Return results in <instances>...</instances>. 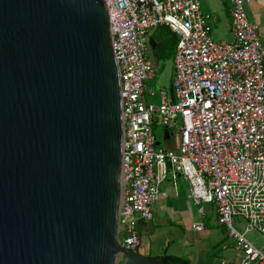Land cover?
<instances>
[{"label":"water","instance_id":"obj_1","mask_svg":"<svg viewBox=\"0 0 264 264\" xmlns=\"http://www.w3.org/2000/svg\"><path fill=\"white\" fill-rule=\"evenodd\" d=\"M125 144L106 1L0 0V264H168L123 246Z\"/></svg>","mask_w":264,"mask_h":264},{"label":"built area","instance_id":"obj_2","mask_svg":"<svg viewBox=\"0 0 264 264\" xmlns=\"http://www.w3.org/2000/svg\"><path fill=\"white\" fill-rule=\"evenodd\" d=\"M105 1L126 107L123 246L139 251L140 221L153 219L152 204L170 174L189 183L199 213L216 205L219 225L242 254L221 264H264V247L247 237L251 231L264 236V45L260 26L248 17V0H231L227 41L213 38L201 0ZM160 25L179 41L172 91L162 88L156 104L146 92L154 76L149 34ZM155 124L175 127V149L158 145Z\"/></svg>","mask_w":264,"mask_h":264},{"label":"crops","instance_id":"obj_3","mask_svg":"<svg viewBox=\"0 0 264 264\" xmlns=\"http://www.w3.org/2000/svg\"><path fill=\"white\" fill-rule=\"evenodd\" d=\"M246 7L249 19L260 26L264 45V0H248ZM230 8L231 0H201V10L212 16V34L217 33L222 41L232 39ZM164 27L177 36L170 27ZM156 36L155 32L150 38V48L154 51L162 46V40ZM158 54V58H162ZM152 61L156 66L157 61ZM173 71L174 67L171 78ZM172 142L169 141L170 147ZM159 189V197L152 204L153 219L140 221L141 253L154 257L177 256L190 264H221L224 259H241L242 254L235 248L226 228L218 223L215 204H206L205 213H199L198 206L189 197V183L182 176L173 179L169 174ZM198 223L203 224L202 230L194 228ZM258 242L264 247L263 235Z\"/></svg>","mask_w":264,"mask_h":264},{"label":"rangeland","instance_id":"obj_4","mask_svg":"<svg viewBox=\"0 0 264 264\" xmlns=\"http://www.w3.org/2000/svg\"><path fill=\"white\" fill-rule=\"evenodd\" d=\"M247 8V7H246ZM165 25H160L154 29L151 30L149 34V38L152 37V35L156 32V37L162 40V46L154 51L152 48L149 50V57L152 60L157 61L156 66L154 65V76L148 80L147 82V92L146 97L147 100H153L156 104H160L161 102V89L164 88L168 94L170 95L172 91V82L173 78H171V72L173 70V64H174V56H175V49L177 47L179 38L171 33ZM213 38L216 41H222L219 40V37L217 36V33L212 34ZM162 55V58H158L157 54ZM158 54V55H159ZM174 73V71H173ZM152 90L155 93V96H151L149 91ZM178 125H181V119L179 118L177 121ZM155 133L160 141H162L161 146L167 148L169 141H174V137H178V133L175 131V127H169V126H162L161 124H155ZM172 147V146H171ZM168 146V148H171ZM176 148V146H175ZM238 218L234 219L235 226L240 231H244V226L239 225L236 223ZM247 237L258 247H261L262 244H260L258 241L261 240L262 234L257 231H251L247 234Z\"/></svg>","mask_w":264,"mask_h":264},{"label":"trees","instance_id":"obj_5","mask_svg":"<svg viewBox=\"0 0 264 264\" xmlns=\"http://www.w3.org/2000/svg\"><path fill=\"white\" fill-rule=\"evenodd\" d=\"M163 258L168 264H190L187 260L171 255H164Z\"/></svg>","mask_w":264,"mask_h":264},{"label":"bare ground","instance_id":"obj_6","mask_svg":"<svg viewBox=\"0 0 264 264\" xmlns=\"http://www.w3.org/2000/svg\"><path fill=\"white\" fill-rule=\"evenodd\" d=\"M174 66V65H173Z\"/></svg>","mask_w":264,"mask_h":264}]
</instances>
